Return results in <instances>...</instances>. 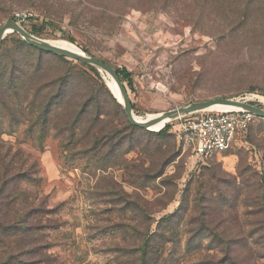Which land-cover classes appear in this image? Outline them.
Returning <instances> with one entry per match:
<instances>
[{"label":"rangeland","instance_id":"1","mask_svg":"<svg viewBox=\"0 0 264 264\" xmlns=\"http://www.w3.org/2000/svg\"><path fill=\"white\" fill-rule=\"evenodd\" d=\"M11 21L127 69L137 117L264 97V0H0ZM22 41L0 49V264H264V119L194 167L104 72Z\"/></svg>","mask_w":264,"mask_h":264},{"label":"built area","instance_id":"2","mask_svg":"<svg viewBox=\"0 0 264 264\" xmlns=\"http://www.w3.org/2000/svg\"><path fill=\"white\" fill-rule=\"evenodd\" d=\"M240 99L249 102L252 98ZM198 114L183 116L169 123L179 146L194 167L205 165L214 156L227 152L237 137L257 119L243 109Z\"/></svg>","mask_w":264,"mask_h":264},{"label":"water","instance_id":"3","mask_svg":"<svg viewBox=\"0 0 264 264\" xmlns=\"http://www.w3.org/2000/svg\"><path fill=\"white\" fill-rule=\"evenodd\" d=\"M11 33L19 34V36H21L25 40V42H27L29 45L34 46L42 51L52 53L57 56L66 57L71 60L78 61L82 64L96 68L99 71L104 72L108 77H111L113 80H115V82L121 88L124 94V97H125V103L122 106L124 107L125 114L129 122L136 127L149 128V125L140 123L135 120L133 109H132V104L129 99L127 90L125 88L123 81L121 80L120 76L118 75L115 69H113L112 67H110L109 65H107L106 63L98 59L87 56L84 52H83L84 53L83 55H76L67 50L51 46L47 44L45 41L35 39L17 21H11L7 25L0 28V49H1L2 41ZM215 104H227V105L240 106L243 110H246L254 114L257 118L264 119V109H261L258 106H254L248 101H243L242 99H220L219 98V99H213L210 101L201 102V103H197L194 105L182 107V108H179L173 111H169L167 113L162 114V116L157 120V122H161L166 119H173L174 121L180 117L206 110Z\"/></svg>","mask_w":264,"mask_h":264},{"label":"bare ground","instance_id":"4","mask_svg":"<svg viewBox=\"0 0 264 264\" xmlns=\"http://www.w3.org/2000/svg\"><path fill=\"white\" fill-rule=\"evenodd\" d=\"M45 42L51 46L67 50V51L74 53L76 55H83L84 54L77 46H75L73 43L66 41V40H55V41L51 40V41H45ZM106 84H107V87L109 88L110 92L112 93V95L116 98V100L121 105H124V103H125L124 94H123L121 88L119 87V85L115 82V80H113L111 77H108ZM251 98H252L251 100H253V101L256 100L258 103H260L264 107V97L254 96ZM238 109H242V108L240 106H234V105L215 104V105L209 107L208 109L197 112V113L203 114V112H206V113L227 112V111H233V110H238ZM161 116H162V114H149L146 117L142 118V117H137L136 115H134L136 121L143 123V124H146V125H149V129L152 131H160L168 123L173 121V119H166L164 121L157 122V120Z\"/></svg>","mask_w":264,"mask_h":264},{"label":"trees","instance_id":"5","mask_svg":"<svg viewBox=\"0 0 264 264\" xmlns=\"http://www.w3.org/2000/svg\"><path fill=\"white\" fill-rule=\"evenodd\" d=\"M71 42H73V41H71ZM22 44L24 45V46H26L27 48H30V49H32V50H35L36 52H38V53H43V54H49V55H51L52 57H58L59 58V56H56L55 54H52V53H48V52H45V51H42V50H40V49H38V48H36V47H34V46H31V45H29V44H27V43H25V42H23L22 41ZM2 45V44H1ZM60 58H63V59H65V57H60ZM82 64V63H81ZM83 66H85V67H88V68H90V70L92 71V72H96L97 73V71L95 70V69H93L92 67H90V66H87V65H85V64H82ZM117 71V73H118V75L120 76V78H121V80L122 81H124V82H127V84L129 85V87L131 88V89H133V81H132V77H131V73L127 70V69H117L116 70ZM27 74H29V73H27ZM27 74H25V77L26 78H29L28 79V81H30V83H25L22 87H21V89L23 90V92H22V94H28V93H31L32 91H31V89H30V85L32 84V78L34 79V76L33 75H27ZM97 75H98V73H97ZM11 79L13 80V74L11 73ZM9 90H11L9 87H8V85H7V87L5 88V93H7V92H9ZM40 91H41V88L40 89H38V90H36V92H35V94H40ZM17 96H19L18 94H16ZM2 97V95H1V93H0V98ZM16 98V97H15ZM1 105L2 106H5L6 105V103L5 102H2L1 103ZM15 108H16V106L14 105L13 106V108L11 109H9V112L10 113H12V114H14V110H15ZM256 121V120H255ZM255 121L252 123V124H254L255 123ZM131 124V123H130ZM251 124V125H252ZM132 125V124H131ZM250 125V126H251ZM132 126H134V125H132ZM134 127H136V126H134ZM136 128H138V127H136ZM170 129V125H167L166 126V128L165 129H163L161 132H165V131H167V130H169Z\"/></svg>","mask_w":264,"mask_h":264}]
</instances>
